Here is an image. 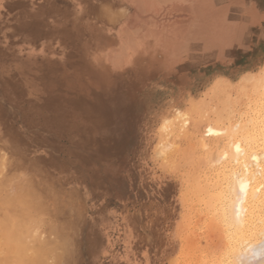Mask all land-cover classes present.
Listing matches in <instances>:
<instances>
[{
  "label": "bare ground",
  "instance_id": "obj_1",
  "mask_svg": "<svg viewBox=\"0 0 264 264\" xmlns=\"http://www.w3.org/2000/svg\"><path fill=\"white\" fill-rule=\"evenodd\" d=\"M263 20L262 0H0V95L17 110L9 113L0 101V171L13 177L11 188L31 196L27 203L34 212L47 208L51 217L46 229L34 230L42 231L38 242L44 244L27 236L35 244L32 252L48 251L49 243V251L59 254L66 215L74 209L66 210L65 184L34 167L15 137L19 117L27 116L21 106L27 103L33 115L38 109L53 131L85 133L99 120L76 91L113 74L119 157L124 112L135 113L141 139L129 162L135 185L127 203L144 209L146 264H264ZM34 50L45 60L35 72ZM17 57L32 62L23 68ZM76 205L82 217L85 206ZM20 218L28 223L29 217ZM9 230L1 241L17 237ZM23 230L25 239L31 230ZM57 239L58 247L52 244Z\"/></svg>",
  "mask_w": 264,
  "mask_h": 264
},
{
  "label": "rangeland",
  "instance_id": "obj_2",
  "mask_svg": "<svg viewBox=\"0 0 264 264\" xmlns=\"http://www.w3.org/2000/svg\"><path fill=\"white\" fill-rule=\"evenodd\" d=\"M262 5L264 6V0H262ZM262 23L264 24V20ZM37 53L38 52L34 50V72L37 69L36 64H38L39 62H45V60H41L37 58V55H36ZM16 62L21 64L22 67L25 68V67H28V65H30V63L32 62V59L29 57L26 59L17 57ZM43 65L41 67L44 68L45 66ZM254 74H257V73H254ZM114 84H115L114 76L113 74L112 75L110 74L107 78L104 77V78L98 79L95 82H87L86 84L82 83L80 85V89L76 91L78 93V97H79L78 99H80L81 101L83 100L82 102L85 104L88 111L90 110V112H92L93 115L99 120L97 126H93V124L91 123L92 126L85 133L79 130L77 131L76 134L63 133L65 134L63 135L62 133L53 131L41 119L38 109L34 107V115H33L32 114L33 112L31 110H28L27 103L21 106L22 109L26 110V112L24 111L25 112L24 115L28 116L27 112L30 111L29 114L30 113L31 114L29 116L34 121L30 120L29 116L24 117V118L27 117L26 120L23 117H22L23 119H21V117L18 116L20 120H18V123L17 125H15V127L18 126L21 128V130H20V133L17 132V135L15 137L17 138L19 137V139L23 142V144H25L24 145V149L26 150L25 152L28 153V156L31 162L34 163V167L39 166L40 169L44 168L43 171H45L49 176H51V178L54 181L57 180L59 181L58 183L63 184V185L65 184L64 189H66V191L68 190L67 193L64 191V193L66 194V197L72 194V191L69 192V190L75 191L76 193L74 192L75 194L74 195L72 194L73 197L72 195L70 196L73 199L74 205L76 207L74 205L73 206L77 208L76 203L77 204L79 203L78 210L80 209L79 208L81 206L80 204H82V206H85L86 209L85 208L81 209L82 211L80 212H82V214L85 212V214H83L82 217L80 216L81 217L80 219V217H77L79 215L78 212L75 211V208L72 207V204H73L71 203L72 200L70 199L71 201L69 204V202L66 200H68L70 197H68L67 199L64 195V199H65L64 201H65V204L67 205L66 210L71 211L74 209L73 211L74 213L67 211L68 215L70 213H71L70 215L72 214L73 215L72 216L66 215L68 217V219H66L67 223H66V228H65L67 229V232L65 233L66 230H64V233L66 235L65 237L66 238L71 237L70 239L73 238L72 240H74L70 242L69 241L70 239H69L68 241L70 242V244L68 241L66 243L69 246L71 245L72 248L67 246L68 247L67 249L66 244L64 243L66 242L65 240L67 239L64 238V234H63V237H60V241L63 244L59 243L61 247L59 246V244H57V242H60L59 239H57V241H53L52 243V244H57L56 247L59 246L60 255L58 254V252L57 253L51 252L53 251L52 249L49 251V248H48L49 243H45V244H48L45 246L47 250L49 251V252L48 251L46 252L51 253V254H47L46 252H41V254H39L37 253L39 251L38 248L37 250H35L36 252H32L34 250V249L32 250V248H35L33 247L35 246L34 244L35 242L36 244L37 243L41 244V242H38V238L42 236V234H39V232H42L41 230L46 229V227L44 226L48 225V223L50 222L51 217H49L48 215L50 214L49 210L47 208L43 209L42 207L40 208L38 207L37 209H40V210H38L37 212L36 211L37 209H35V212H34V208H33L34 206L30 205V203H27L29 202L27 198L28 197L30 198L31 196H29V194H27L26 192H23L24 190L21 191V189H19L18 191V189L13 185H12L13 187L11 188L9 184L11 183V180H13V177H10L9 175L6 174V177L8 176V178H10L8 180V178H6L5 175L2 174L4 170L1 169L2 172L0 171L1 172L0 175L4 176L3 177L4 180L2 178H0V180L2 179L1 182L3 181L4 183L5 182L6 183L4 184L3 182L2 183L0 182L1 184L0 189L2 188L0 191V196H1L0 198L4 199V201L0 199V202H1L0 205H2L4 210L6 209V207H9V208L5 212L8 214V216H6L7 214L5 215V213H3L4 210L1 209V206H0V209L3 210V212L0 210L1 211L0 212L1 214L0 215L1 217L0 218V222H1L0 229H1V226H4L6 231L8 229L12 230V228L14 227L15 229L17 228L16 230L19 229L18 231L13 229L17 235V237L15 238L17 239L18 243L21 242L20 241L21 239H23L22 242H24V245L22 242L19 244L17 243L16 245L15 238H13L15 241L12 240V238L8 240L6 236L3 237L4 238L3 241H1L2 238H0V241L3 242V244L4 242L9 243V244L5 243L6 246L9 245L7 247H4L5 245L3 246V244L0 243V249H1L0 250V261H1L0 264H2L4 261L6 263H3V264H8L9 261H11L9 264H25L26 260H27L26 261V264H27L29 259L32 260V262L30 260L31 264H35V263L36 264H57V263L58 264H146L145 233H144L145 220H143L144 219V209L140 207H133L127 203V200L130 197L134 196L133 188L135 185V177L133 176V173H131V170L128 169L129 162L131 158V153H136L140 150L141 139L137 135V122H136L135 113L134 112L132 113L130 111L124 112V114H122V117H121L122 127L120 128L121 136H122L121 143L123 146V156L121 158L119 157L120 148L116 144L117 127H116L115 122L117 121L116 119L117 118V108H116V95H115V85ZM87 86H91L92 92L87 88ZM0 99H1L0 101H4V106L6 108L8 107L9 113L17 112V110L15 109V106L9 105L8 103L9 101L6 99V97H2L0 95ZM43 100L39 99L38 103L40 104L46 103V101L45 100L43 101ZM34 103L37 104V100ZM96 108L98 111L96 110ZM104 115L107 117H105ZM28 119H29V122H28ZM109 120L111 122H109ZM28 125H30L31 128H29ZM25 141H27L26 142L27 145ZM41 161L43 162L41 163ZM122 163H124L122 166V169L117 170L119 164H122ZM117 173L119 174L118 176H117ZM15 183L17 184V182ZM9 190H11L13 195L12 194L10 195L11 192H9ZM22 192L26 195H24ZM34 192H35L34 193L35 196L39 195V193H37L39 192L38 190L36 191L34 190ZM22 194L27 197H24ZM76 194L78 197L76 196ZM21 195L23 198L20 197ZM6 196L7 198L10 197V199L8 198L9 200H7ZM4 197L6 198L7 201L5 200ZM17 198L20 199L21 201H18ZM76 198H79L80 201H78V199ZM23 200L24 201L27 200L26 201L27 204L25 203L24 205H22L23 203H18V202H23ZM12 202L14 203L12 204ZM9 203L11 204V206ZM17 205L20 206V207L18 206L20 209L17 207ZM29 205L32 206L30 207L31 208L30 212H32V210L34 212V213L29 212L31 216H29V213H27L29 210L26 211L25 213L23 211L24 209L27 210ZM11 209H12V212H15L17 210L18 211L14 215L11 212ZM8 210L11 212V214H13L14 218H12V215L9 213ZM41 210L43 212H39ZM61 210L63 211L62 208ZM24 214H27L29 218L27 217V215H24ZM43 214H45L46 216L48 215V216L46 217L44 215L45 217L44 219ZM20 215L24 217L25 220L28 218L27 219L28 225L26 224V221H23V218L21 220ZM2 216L3 218L5 217V220L2 218ZM57 217L58 218L60 217L59 219H62V220L58 219L59 223L61 222L63 223L64 219L61 218V216L59 215ZM70 217L72 221L69 220ZM75 217H77L79 220L77 219L75 221L76 219ZM38 218L40 219V221ZM83 218L84 219L86 218L85 221ZM3 220L7 222V224ZM9 220L13 221L12 222L13 224L10 221V224L12 226L11 225L9 226V223H8ZM58 221L56 220L55 222V219H54V226L58 223ZM76 222L78 224H76ZM14 223H16L17 225ZM20 223L22 225L19 226ZM29 223H33L32 224L33 226L30 225L31 229L29 228L30 227ZM68 223L71 224L72 226L69 225ZM69 227L70 228L72 227L71 228L72 230L75 229L73 230V232L74 231L76 232V235H78V238L77 236H75V239H74L73 236L75 235V232L73 235V232H70L72 230L71 229L69 230ZM25 228L31 231H28L29 233L27 232V230L25 231V233L27 232L28 234L26 233L25 235L26 237L24 239V236H23L24 232L23 233H20V232H22L23 229L25 230ZM35 229L36 230L41 229V230L36 232L34 231ZM6 231H3V230L0 231V236L2 234L4 235ZM68 231L70 233H68ZM11 232H10V235L12 237ZM32 232L33 233L35 232L34 233L35 236H32L33 235ZM37 233L40 236L37 235ZM7 234L9 233L7 232ZM28 235H29V238L30 236L32 238L34 237L36 238L37 236L36 240L34 238V243L31 240L27 239ZM60 236H62L61 233H60ZM61 238H64V239L62 240ZM26 239L29 241H27ZM40 239L41 238H39V240ZM77 243L78 245H76ZM1 245H2V248H1ZM15 245L17 246L18 249L20 246H22L20 247V250L22 251L21 252H17V250L14 251ZM62 245H65L63 247V249L65 250H62ZM23 247H26L24 248V252H23ZM75 249L76 250L78 249L77 251L79 253ZM67 250H68V254H67ZM13 251L16 254H14ZM55 251H58V249H56ZM76 252L81 256H79ZM33 253L34 255L37 254L39 258L36 256L32 258L31 256H33L32 255ZM16 255H18L19 258H17ZM21 255H23L22 256L23 258L20 257ZM53 256H55L54 257L55 259L53 258ZM59 256H62V257H59ZM35 258H37L36 260L38 261L34 260ZM62 261H64V263H62Z\"/></svg>",
  "mask_w": 264,
  "mask_h": 264
}]
</instances>
